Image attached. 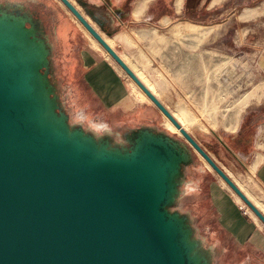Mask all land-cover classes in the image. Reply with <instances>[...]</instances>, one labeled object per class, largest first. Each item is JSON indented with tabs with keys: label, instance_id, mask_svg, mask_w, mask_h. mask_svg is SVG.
I'll use <instances>...</instances> for the list:
<instances>
[{
	"label": "water",
	"instance_id": "obj_1",
	"mask_svg": "<svg viewBox=\"0 0 264 264\" xmlns=\"http://www.w3.org/2000/svg\"><path fill=\"white\" fill-rule=\"evenodd\" d=\"M60 1L264 225L262 213L222 168L181 130L77 9L67 0ZM75 1L94 20L86 10L88 2ZM18 13L0 16V25L10 28L17 55L27 54L36 68L49 117L65 135L36 125L39 112L25 72L0 61V264H211L212 257L193 237L187 216L176 212L169 216L167 210L180 198L181 165L189 162L180 143L142 128L129 135L135 136L129 140L130 150L111 149L107 141L101 144L82 128L70 126L48 78L47 41L39 27L34 29L33 20ZM81 136L93 140L85 143L103 156L80 147ZM140 139L164 149L165 163L133 157ZM166 166L171 167L168 173Z\"/></svg>",
	"mask_w": 264,
	"mask_h": 264
},
{
	"label": "rangeland",
	"instance_id": "obj_2",
	"mask_svg": "<svg viewBox=\"0 0 264 264\" xmlns=\"http://www.w3.org/2000/svg\"><path fill=\"white\" fill-rule=\"evenodd\" d=\"M52 1L70 14L93 46L92 40L95 39L62 2ZM67 1L102 38L108 36L86 16L84 9L75 0ZM161 1H163L161 5L156 2L150 11L156 17H161L166 12L171 14L173 11L174 0ZM188 1L183 15H174L172 21H163L159 25L155 21L141 24L140 31L133 33L134 44L123 47L112 46L111 49L131 71L143 72L147 80H156L157 74L160 75L157 81L159 85L156 88L159 99L157 100L169 114L175 113L180 107H186L201 120L204 126L200 124L191 126L185 132L215 160H217L216 155L225 153L219 138L233 148H240V151L248 155L256 151L262 153L264 148L261 145L259 149L254 148L253 134L257 126L264 125V72L262 71L264 0H208L209 2L202 8H198L200 0ZM106 2L108 3L109 0ZM52 6L51 0H0V16L19 12L20 18L34 21L35 30H38L37 27L41 29L47 41L44 43L51 52L48 78L56 88L54 89L58 106L60 111L68 116L70 126L76 125L86 131L93 129L99 143L104 144L105 139H111L115 147H124L126 150H130L132 146L129 140L135 138L134 135L127 134L142 128L163 133L180 143L183 153L190 157L192 167L186 165L183 168L184 178L179 187L180 198L176 209L187 216L188 225L193 230V237L202 242L203 250L213 258L218 252L212 247L213 223L207 221L205 194L198 191L193 193L192 189L199 185L198 180H201L204 175L207 179L216 178L244 207L246 206L212 170L207 161L194 151L181 133L168 130L167 123L170 120L153 102L136 96L132 86H136L137 89L139 86L97 42L96 49L105 54L118 73L123 76L128 88L130 87L129 92L136 105L134 111L141 113L148 111L152 117L154 116L155 121L147 122L137 115L125 121L123 119L108 120L107 117L99 115L81 83V70L73 51L80 42H57L58 39H55L53 35H47L46 28L39 21L40 10ZM89 10L94 14L97 13L93 7H89ZM25 25L28 28L32 27L27 22ZM45 70V67L41 69L42 72ZM258 88H260L256 92L258 98L252 94L248 104L240 112L233 109L244 94ZM204 104L213 106L215 112L211 111L209 115L203 117L201 110ZM238 120L239 126L241 122L244 123L243 137L234 140L235 134L230 132L235 127L233 129L228 127L234 123L236 125ZM124 124H127V127L123 126ZM95 129L100 130L101 133ZM100 136L102 140H99ZM263 141L264 133L259 143ZM246 159L245 154L240 156L242 162L245 163ZM201 168L210 171L202 175ZM228 173L232 174L231 177L243 188L239 175L246 177L243 174L244 170L237 166L236 170L228 171ZM256 203L264 210L259 202ZM247 212L250 214L249 210ZM214 264H217V257Z\"/></svg>",
	"mask_w": 264,
	"mask_h": 264
},
{
	"label": "crops",
	"instance_id": "obj_3",
	"mask_svg": "<svg viewBox=\"0 0 264 264\" xmlns=\"http://www.w3.org/2000/svg\"><path fill=\"white\" fill-rule=\"evenodd\" d=\"M143 1L119 0L115 2L109 0L107 3L106 0H88L86 2L97 12L93 14L97 17L96 22L100 24L99 26L95 23L99 29L104 32L101 28L103 26L111 31L113 35L104 33L115 39L113 46L123 47L130 44L124 38L118 37L119 33L125 31L133 41V33L140 31L141 24L155 21L159 25L163 21H172L174 15H183V12H186L187 0H181L178 4H176L177 0H174L171 14L166 12L165 15L156 17L150 11L157 0H145L146 4ZM209 1L200 0L198 8L204 7ZM51 2L52 7H44L40 10L39 21L46 28L47 35H53L55 39H58L57 42H80L73 51L81 70V83L91 97L99 115L107 117L108 120L123 119L124 121L133 119L137 115L141 120L153 123L154 116L152 117L148 111L143 113L134 111L136 105L131 98L130 87L128 88L123 76L118 73L105 54L91 45L87 35L62 6L52 0ZM262 63L264 72V58ZM259 90L260 88L250 93L258 98L256 92ZM256 107L259 106L256 105ZM238 124L239 120L234 130L230 132L235 134L234 140L243 137L244 123L241 122L240 126ZM123 126L127 127V124ZM263 133L264 125L257 126L253 134L255 150L259 149L260 145L264 148V141L259 143ZM219 140L225 146H223L225 153L216 155L215 158L218 161L209 156L264 216V210L256 203L259 202L264 208V149L262 153L256 151L248 155L240 151V148L231 147L222 138ZM244 154L247 156L245 163L240 160V156ZM187 165L192 167L190 157ZM237 166L244 170L243 174L246 176L239 175L243 188L231 177L232 174L228 173V171L236 170ZM206 171L210 170L203 168L200 172L204 175ZM198 184L196 188L191 189L193 193L198 191L205 194L207 221L213 223L212 247L218 252L215 256L217 264H264V225L262 222L248 208L251 215L247 211L244 213L243 204L218 179H207L204 175L201 180H198Z\"/></svg>",
	"mask_w": 264,
	"mask_h": 264
},
{
	"label": "bare ground",
	"instance_id": "obj_4",
	"mask_svg": "<svg viewBox=\"0 0 264 264\" xmlns=\"http://www.w3.org/2000/svg\"><path fill=\"white\" fill-rule=\"evenodd\" d=\"M143 2L145 3V0ZM179 2H181V0H177V3H179ZM135 16H136V14H135ZM118 37L124 38L125 40L128 41V43L130 45L134 44L131 37L129 36V34H127L125 31L119 33ZM102 39L105 41V43L109 47H112L115 43L114 42L115 39L110 37V36H106ZM120 40H121V38H120ZM92 42H94L93 47L97 48L98 47L97 41L92 40ZM17 48H18L17 45L15 43H13V41L11 39L10 28L8 26L0 25V61L2 64H4L5 67H7L9 69L12 68L14 71H16V69H17V70H21V71L25 72L27 84L29 87L28 90L31 93L32 97L35 99L34 104H35L36 109L39 112L36 125L37 126L43 125L46 128H49L51 132L57 133L59 136L65 135V131H63V129H61V128H58L56 126L57 125L56 121H54L53 119H51L49 117L48 105H47V100H46L47 99L46 92L44 91V86H43V82L41 80L40 75L38 74V72H37L36 68L33 66V64L31 62H29L27 54H18L17 55V53H16ZM131 72L133 73L135 78L142 84V86L150 93V95L157 100L158 95L156 93V88L159 85V83L157 81L159 80L160 75L157 74L156 80L149 81L145 78L143 72H139V71L137 73H134L133 71H131ZM53 87L55 88L54 85H53ZM132 90L135 92L136 96L139 97L140 99H142V100H149L150 99L148 96H146L147 94H145V92L141 88L137 89V87L133 85ZM251 95H252L251 93L244 94L236 102L233 109H236L237 111L240 112V110L243 109L248 104ZM214 109L215 108L213 106L208 105V104H204V106L202 107V110H201V115L203 117H206L207 115H209V113L211 111H214ZM170 115L176 121V123L179 125V127H181V130H184V131L187 130L191 126H195L198 124L203 125L201 120L198 119L195 115H193V113H191V111L186 107H180L177 109V111L175 113L170 114ZM203 120H205V118ZM73 127H77V126L74 125ZM234 127H235V123L232 124L228 128L233 129ZM167 128H168V130H170L174 133H181L180 129L170 121H168V123H167ZM83 131L85 134H88V135L92 136L93 138L96 137L93 129L88 130V131H86V130H83ZM96 131H99L101 133L100 130H96ZM67 138H68L67 140H70V141L73 140L69 137H67ZM100 138H102V137L100 136ZM77 140L80 144V147L90 148L95 157L101 158L103 156L101 152L96 151V149L91 147L89 145V143H87L88 145L85 143L86 140H89V142L93 143V140L88 139V137H86V136H81V137L77 138ZM105 141H107L108 147H110L111 149H114V148L119 149V147H115L113 145V141L111 139H107V140L105 139ZM167 155H168V153L164 149H162L159 146H155L152 143V141L150 142V141L145 140V139H140L136 143L135 148L132 151L133 157L147 156V157H150L151 159H153L157 164L165 163L166 159L168 158ZM111 156L123 158V157H120L121 155L117 156L115 154H112ZM185 166L186 165H181V173H182L183 177H184L183 168ZM165 168H166L167 173L171 169L170 166H166ZM177 205H178V202H174L173 204L168 206L167 210H168L169 216H172L171 214L174 212L178 213L179 215L182 214L181 212H179L176 209ZM214 261H215V256L212 258L211 264H214Z\"/></svg>",
	"mask_w": 264,
	"mask_h": 264
},
{
	"label": "trees",
	"instance_id": "obj_5",
	"mask_svg": "<svg viewBox=\"0 0 264 264\" xmlns=\"http://www.w3.org/2000/svg\"><path fill=\"white\" fill-rule=\"evenodd\" d=\"M162 2L163 1H161V0H158L157 1V4L159 3L160 5L162 4ZM187 3H189V1L187 2ZM89 7H92V6H90V5H87L86 6V10H87V12L91 15V17L95 20V21H98L97 20V17L89 10ZM159 9H160V7H159ZM159 11V10H158ZM101 28H102V30L105 32V33H107L108 35H113V33H111V31H109L108 29H106V28H104L103 26H101Z\"/></svg>",
	"mask_w": 264,
	"mask_h": 264
},
{
	"label": "built area",
	"instance_id": "obj_6",
	"mask_svg": "<svg viewBox=\"0 0 264 264\" xmlns=\"http://www.w3.org/2000/svg\"><path fill=\"white\" fill-rule=\"evenodd\" d=\"M246 211H247V210H246V207H244L243 212L246 213Z\"/></svg>",
	"mask_w": 264,
	"mask_h": 264
},
{
	"label": "flooded vegetation",
	"instance_id": "obj_7",
	"mask_svg": "<svg viewBox=\"0 0 264 264\" xmlns=\"http://www.w3.org/2000/svg\"><path fill=\"white\" fill-rule=\"evenodd\" d=\"M155 133H159V132H155ZM130 134H131V132L129 134H127V135H130Z\"/></svg>",
	"mask_w": 264,
	"mask_h": 264
}]
</instances>
